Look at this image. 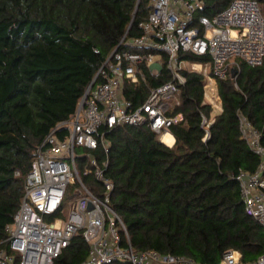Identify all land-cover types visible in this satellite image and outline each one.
Returning <instances> with one entry per match:
<instances>
[{
  "label": "trees",
  "instance_id": "16d2710c",
  "mask_svg": "<svg viewBox=\"0 0 264 264\" xmlns=\"http://www.w3.org/2000/svg\"><path fill=\"white\" fill-rule=\"evenodd\" d=\"M231 1L205 0L199 14L213 16ZM258 1L264 10V0ZM150 11V0H0V250L8 249L7 226L24 198L38 146L76 111L122 36L142 34L140 22ZM185 75L180 104L170 112L183 114L170 128L172 146L147 126L125 124L107 131L108 150H95L108 160L111 205L137 250L208 264H220L227 251L237 250L242 261L252 262L264 254V229L246 212L235 176L240 169L255 172L261 161L243 137L240 116L264 143V59L254 66L242 62L237 79H218L219 113L205 99V77ZM170 78L166 68L159 77L148 74L147 82L127 83L125 96L138 105L149 86ZM204 116L214 119L206 140ZM84 181L103 190L92 175ZM89 250L79 233L54 264H80Z\"/></svg>",
  "mask_w": 264,
  "mask_h": 264
},
{
  "label": "built area",
  "instance_id": "2783aa9c",
  "mask_svg": "<svg viewBox=\"0 0 264 264\" xmlns=\"http://www.w3.org/2000/svg\"><path fill=\"white\" fill-rule=\"evenodd\" d=\"M151 11L140 22L142 34L128 31L99 67L76 111L59 122L38 146L31 170L25 178V195L7 226L8 249L0 250V264H54L79 233L89 243L88 257L80 264H208L186 256L164 254L154 249L137 250L122 217L111 205L114 183L106 174L108 160L95 150H108L107 131L118 125L147 126L161 142L171 126L183 119L170 114L180 104L185 72L202 74L205 99L212 107L222 106L218 79H237L241 63L259 65L264 59V10L258 0H232L213 16L199 14L205 0H150ZM99 52L98 49H95ZM192 56L207 58L192 60ZM170 73V80L149 86L138 105L125 96L127 83L147 82L148 74ZM101 76L102 81L96 83ZM237 86V81L235 82ZM214 119L204 116V139L210 136ZM243 137L260 164L253 173L236 174L246 212L264 229V143L261 133L243 115ZM18 173V172H17ZM92 175L103 190L84 181ZM75 196L66 209L68 195ZM123 233L127 244L123 245ZM237 250L227 251L220 264H264V254L244 262Z\"/></svg>",
  "mask_w": 264,
  "mask_h": 264
},
{
  "label": "rangeland",
  "instance_id": "374dc122",
  "mask_svg": "<svg viewBox=\"0 0 264 264\" xmlns=\"http://www.w3.org/2000/svg\"><path fill=\"white\" fill-rule=\"evenodd\" d=\"M221 111V108H216L215 109V113H219ZM91 187V186H90ZM91 188H93V187H91ZM75 198V196H73V195H71V194H69L68 195V199H67V203H66V209H68V207H69V203L71 202V201H73V199Z\"/></svg>",
  "mask_w": 264,
  "mask_h": 264
},
{
  "label": "bare ground",
  "instance_id": "6f19581e",
  "mask_svg": "<svg viewBox=\"0 0 264 264\" xmlns=\"http://www.w3.org/2000/svg\"><path fill=\"white\" fill-rule=\"evenodd\" d=\"M169 144L173 143V136H171L170 134L166 135L164 138Z\"/></svg>",
  "mask_w": 264,
  "mask_h": 264
},
{
  "label": "water",
  "instance_id": "95a60500",
  "mask_svg": "<svg viewBox=\"0 0 264 264\" xmlns=\"http://www.w3.org/2000/svg\"><path fill=\"white\" fill-rule=\"evenodd\" d=\"M136 14V13H135ZM235 75V70L233 69L232 70V76H234Z\"/></svg>",
  "mask_w": 264,
  "mask_h": 264
},
{
  "label": "crops",
  "instance_id": "0c3cea01",
  "mask_svg": "<svg viewBox=\"0 0 264 264\" xmlns=\"http://www.w3.org/2000/svg\"><path fill=\"white\" fill-rule=\"evenodd\" d=\"M218 108H222V106L221 107H218ZM216 109V108H215ZM174 143H175V137H174Z\"/></svg>",
  "mask_w": 264,
  "mask_h": 264
}]
</instances>
